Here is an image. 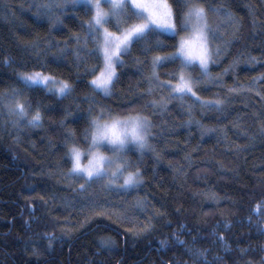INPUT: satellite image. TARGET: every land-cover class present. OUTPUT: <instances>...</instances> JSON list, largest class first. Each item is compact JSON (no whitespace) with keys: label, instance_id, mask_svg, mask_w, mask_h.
<instances>
[{"label":"trees","instance_id":"16d2710c","mask_svg":"<svg viewBox=\"0 0 264 264\" xmlns=\"http://www.w3.org/2000/svg\"><path fill=\"white\" fill-rule=\"evenodd\" d=\"M37 2L48 0H0V93L22 89L16 76L22 71L71 78L76 90L58 100L24 89L21 98L41 112L35 127L26 120L14 124L0 107V264H197L204 259L264 264V210L257 209L264 201V81L251 84L264 74V0H204L206 6L223 4L238 22L228 25L221 22L223 14L208 13L225 39L239 29L219 63L209 66L219 82L202 83L198 91L205 100L227 96L221 111L188 99H172L155 114L143 107L147 100L168 95L157 88L146 96V77L152 56L173 52L174 40L162 36L167 47L145 53L137 45L123 57L113 96L96 99L122 114L142 112L152 122L150 147L142 155L132 148L126 153L132 170L138 166L143 175L141 185L128 192L105 191L99 184L80 192L83 181L67 175L71 164L65 162V140L85 146L89 104L83 97L90 93L86 83L91 79L83 65L75 66L73 34L84 36L82 25L91 13L69 0L63 12L53 10L50 22L35 15ZM66 47L67 54L60 55ZM249 55L258 63H250ZM5 57L10 65L3 63ZM233 60L238 63L225 73ZM178 64L158 67L160 80H169ZM190 71L199 77L198 67ZM232 87L240 90L229 92ZM93 205H101L103 214L96 215L101 208ZM173 233L185 243H176ZM102 238L114 244L102 247ZM165 239L168 244L162 246Z\"/></svg>","mask_w":264,"mask_h":264},{"label":"snow or ice","instance_id":"6c2138e0","mask_svg":"<svg viewBox=\"0 0 264 264\" xmlns=\"http://www.w3.org/2000/svg\"><path fill=\"white\" fill-rule=\"evenodd\" d=\"M73 5L83 4L86 11L91 13L88 20L83 22L84 36L73 34L76 47L72 49L77 69L83 65L85 75L91 76L86 87L90 93L83 97V101L89 104L88 127L83 132L84 147H81L75 140H65L67 151L66 163H70L67 175L76 181H83L79 184L80 192L87 190L94 184H99L105 191L128 192L141 185L143 175L137 166L127 158L126 153L130 147L143 154L144 149L149 148L148 135L153 126L148 115L142 112H131L122 114L115 112L105 104L97 101V97L107 99L113 96L116 83L119 81L118 69L125 65L123 57L130 56L134 46L143 45L142 51L153 52L161 50L168 45L161 37L174 40L172 45L174 51L165 55H153L150 64V74L146 77L148 88L145 95L151 97L155 88L167 89V97L159 100H147L145 109L166 110L168 102L172 99L184 101L191 100L193 104L199 103L202 108H216L223 110L227 101L224 99L205 100L198 95L200 85L208 81L219 82L218 77H213L210 72V65L219 63L223 55L234 40L238 39L235 29L231 39H225L220 32V25L213 26L209 23L208 13L223 14L230 23H238L233 13L223 4L214 7L211 4L206 6L204 0H70ZM69 0H48V2H37L33 6L37 9V17H48L52 21L53 10L63 12ZM175 5V8L173 7ZM106 6V8H105ZM56 22H60L56 17ZM111 26L114 31L110 30ZM181 32L185 33L181 35ZM91 43L92 48L88 45ZM60 55L67 54V47L60 50ZM39 56V53H37ZM89 59H95L96 63L89 65ZM248 60L252 64L258 63L257 58L251 55ZM179 62L175 71L168 75L170 79L161 81L156 69L165 63ZM3 63L10 65V57H5ZM136 63H141L136 58ZM238 63H232L224 69L227 73ZM26 67V65H21ZM37 67L44 68L42 64ZM199 68V77L193 76L190 71ZM17 81L22 89L13 88L9 93H0V107L7 110L9 116L16 117L14 124L20 121H27L30 126H38L41 121L39 106L32 110V104L28 99H22L23 90L32 92H43L58 100H63L73 95L76 90L75 83L71 78L61 79L55 74L47 71H22L16 74ZM257 81H264V74L253 78L251 84ZM242 87V86H241ZM239 88H229V92H237ZM251 90V89H249ZM264 91V90H262ZM258 96L261 92L256 93ZM264 99V96L261 97ZM191 112V105L188 108ZM31 113V114H30ZM66 115H71L66 112ZM264 115V114H262ZM79 119V117H77ZM191 122V121H189ZM63 123V121L61 122ZM197 123H199L197 121ZM260 134L264 136V127ZM69 138L74 136L68 130ZM87 160V163L84 161ZM122 181V183H120ZM74 191L76 189H73ZM91 199V197H89ZM141 203V202H138ZM96 215L103 214L104 209ZM257 209L264 210V201L257 205ZM254 214H259L254 210ZM224 227L227 229L228 224ZM183 229L184 225H180ZM215 228L213 234H215ZM264 232V229L261 230ZM176 243L183 245L175 233ZM49 237V247L51 240ZM224 243L223 236L218 237ZM114 244L111 238L101 239L100 246L110 247ZM160 244L166 246L168 241L161 240ZM189 252L192 249H188ZM206 251V250H205ZM198 256H204V252L197 251ZM197 264H209L204 259L197 261Z\"/></svg>","mask_w":264,"mask_h":264},{"label":"rangeland","instance_id":"374dc122","mask_svg":"<svg viewBox=\"0 0 264 264\" xmlns=\"http://www.w3.org/2000/svg\"><path fill=\"white\" fill-rule=\"evenodd\" d=\"M105 8H106V6H105ZM208 20H209V23H211L209 17H208ZM221 22L228 23L227 19H226L224 16H222V18H221ZM228 25H231V23L229 22ZM108 27H109V26H108ZM109 28H110V27H109ZM110 30L114 31L115 29H111V28H110ZM184 34H185V33L181 32V35H184ZM155 89H157V88H155ZM5 111H6V109H5ZM7 116H8L9 118H11L12 120H16V117L9 116L8 112H7ZM148 144L150 145V142H149V135H148ZM131 148H132V147H130V149H131ZM132 149H135V148H132ZM147 149H148V148L144 149V151L147 150ZM84 163H87V160H85ZM120 183H122V181H120Z\"/></svg>","mask_w":264,"mask_h":264}]
</instances>
